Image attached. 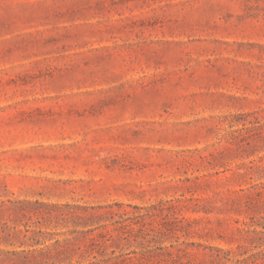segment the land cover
<instances>
[{
  "label": "rangeland",
  "instance_id": "374dc122",
  "mask_svg": "<svg viewBox=\"0 0 264 264\" xmlns=\"http://www.w3.org/2000/svg\"><path fill=\"white\" fill-rule=\"evenodd\" d=\"M259 183L264 0H0V264H264Z\"/></svg>",
  "mask_w": 264,
  "mask_h": 264
},
{
  "label": "trees",
  "instance_id": "16d2710c",
  "mask_svg": "<svg viewBox=\"0 0 264 264\" xmlns=\"http://www.w3.org/2000/svg\"><path fill=\"white\" fill-rule=\"evenodd\" d=\"M257 188H264V184L263 183H259V184H257V185H253L252 186V189H254V190H257ZM258 194H261V192L260 193H258ZM30 262V261H29ZM33 262H35V263H38L37 261H33Z\"/></svg>",
  "mask_w": 264,
  "mask_h": 264
}]
</instances>
